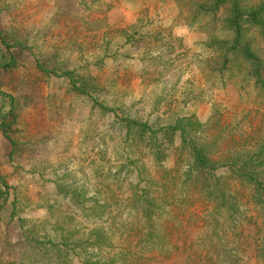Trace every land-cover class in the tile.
<instances>
[{
	"label": "rangeland",
	"instance_id": "obj_1",
	"mask_svg": "<svg viewBox=\"0 0 264 264\" xmlns=\"http://www.w3.org/2000/svg\"><path fill=\"white\" fill-rule=\"evenodd\" d=\"M169 5L0 0V64H9L0 68V178L7 185L0 264H84L93 257L85 239L100 221L89 207L100 201L119 207L114 193L123 198L135 181V172H127L131 167L122 168L125 153L117 143L124 111L148 125L188 115L216 125L259 120L246 80L200 74L196 61L208 55L203 43L210 35L197 23L181 25ZM132 38L138 40L133 47ZM157 54L168 62L154 66ZM87 77V93L99 94L98 80L110 112H99L74 90ZM179 144L175 136L166 168L180 159L185 169ZM121 162L119 179L102 180ZM219 175L231 177L226 171Z\"/></svg>",
	"mask_w": 264,
	"mask_h": 264
},
{
	"label": "trees",
	"instance_id": "obj_2",
	"mask_svg": "<svg viewBox=\"0 0 264 264\" xmlns=\"http://www.w3.org/2000/svg\"><path fill=\"white\" fill-rule=\"evenodd\" d=\"M167 1L181 25L197 23L210 35L203 43L208 55L196 61L202 64L200 74L246 80L254 91V117L260 118L216 125L188 115L148 125L124 111L116 136L126 164L119 163L102 180L119 179V168L131 167L127 172H135V181L127 184L123 198L114 193L119 207L109 209L111 203L102 201L87 206L95 209L100 224L86 234L84 243L94 250L83 262L264 264V0ZM137 41L132 38L131 47ZM151 60L156 67L168 62L159 54ZM8 66L0 64L1 69ZM81 80L84 87L74 90L99 112H110L102 84L96 80L98 101L86 91L92 79ZM175 136L185 154L183 171L180 159L171 168L164 164ZM222 171L231 177L219 175ZM6 200L7 185L0 178V208Z\"/></svg>",
	"mask_w": 264,
	"mask_h": 264
}]
</instances>
